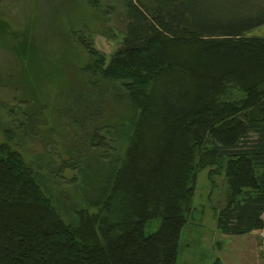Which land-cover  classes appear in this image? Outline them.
<instances>
[{
  "label": "trees",
  "instance_id": "1",
  "mask_svg": "<svg viewBox=\"0 0 264 264\" xmlns=\"http://www.w3.org/2000/svg\"><path fill=\"white\" fill-rule=\"evenodd\" d=\"M123 1L108 60L73 26L62 32L88 56L81 113L68 116L85 143L71 201L0 143V264H176L205 169L212 187L224 180L217 229L264 234V38L250 35L264 0Z\"/></svg>",
  "mask_w": 264,
  "mask_h": 264
},
{
  "label": "rangeland",
  "instance_id": "2",
  "mask_svg": "<svg viewBox=\"0 0 264 264\" xmlns=\"http://www.w3.org/2000/svg\"><path fill=\"white\" fill-rule=\"evenodd\" d=\"M252 1L244 0L243 4ZM92 3L0 0V143L9 138V145L38 170L50 188L60 184L57 186L67 197L65 204L73 198L74 184L70 180L77 176L71 165L72 151L74 146L85 145L68 116L79 117L81 113L73 101L82 91L79 85L85 74L80 68L88 56L71 39L65 41L62 32L73 26L108 60L124 31L123 0ZM255 14L262 17L264 10ZM250 35L264 38V24ZM22 44L23 52L19 51ZM99 104L94 101L93 107ZM114 109L124 113L121 107ZM224 198V180L215 177L212 187L207 170L200 171L193 213L181 233L176 264H264V234L260 231L227 236L217 229L215 217ZM159 225V218L151 220L145 233L151 234Z\"/></svg>",
  "mask_w": 264,
  "mask_h": 264
},
{
  "label": "built area",
  "instance_id": "3",
  "mask_svg": "<svg viewBox=\"0 0 264 264\" xmlns=\"http://www.w3.org/2000/svg\"><path fill=\"white\" fill-rule=\"evenodd\" d=\"M261 234L263 235V232H261Z\"/></svg>",
  "mask_w": 264,
  "mask_h": 264
}]
</instances>
